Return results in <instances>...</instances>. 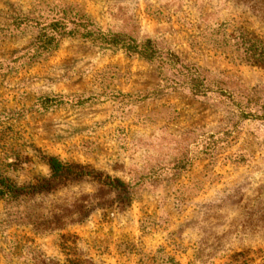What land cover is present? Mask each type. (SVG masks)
I'll return each mask as SVG.
<instances>
[{"label":"rangeland","instance_id":"rangeland-1","mask_svg":"<svg viewBox=\"0 0 264 264\" xmlns=\"http://www.w3.org/2000/svg\"><path fill=\"white\" fill-rule=\"evenodd\" d=\"M0 264H264V0H0Z\"/></svg>","mask_w":264,"mask_h":264},{"label":"trees","instance_id":"trees-1","mask_svg":"<svg viewBox=\"0 0 264 264\" xmlns=\"http://www.w3.org/2000/svg\"><path fill=\"white\" fill-rule=\"evenodd\" d=\"M53 25H54L53 27H50L51 29L42 27L38 33V40H40L39 42L40 46L44 45L43 47L44 49L48 48L46 44H50L51 42L56 41L57 37L63 34H77L82 38H88L89 36L93 35V33L97 32L96 34H98L99 32L98 30H86L79 32L77 31L78 30L77 27L67 29L61 24V22L59 24L56 23ZM101 37L103 38L104 42H106L107 44H111V45L120 44L121 47L124 48L126 52L135 53L140 57L148 60L154 59L158 51L156 48H154L151 45V42L149 40H145L143 42L137 43L130 39L129 40H125L121 38L116 39L115 35H108L106 37L105 34H101ZM50 162L54 170H59L60 167H62V165H60V163H58V161H56L54 158L50 159ZM6 189L7 191H9L8 187H6ZM14 193L15 192L13 191V194Z\"/></svg>","mask_w":264,"mask_h":264}]
</instances>
